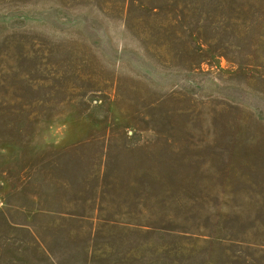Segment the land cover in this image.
Returning a JSON list of instances; mask_svg holds the SVG:
<instances>
[{
	"label": "rangeland",
	"instance_id": "obj_1",
	"mask_svg": "<svg viewBox=\"0 0 264 264\" xmlns=\"http://www.w3.org/2000/svg\"><path fill=\"white\" fill-rule=\"evenodd\" d=\"M0 264H264V0H0Z\"/></svg>",
	"mask_w": 264,
	"mask_h": 264
}]
</instances>
